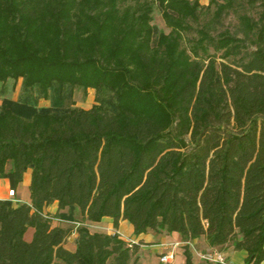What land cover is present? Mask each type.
Returning <instances> with one entry per match:
<instances>
[{
    "label": "trees",
    "instance_id": "16d2710c",
    "mask_svg": "<svg viewBox=\"0 0 264 264\" xmlns=\"http://www.w3.org/2000/svg\"><path fill=\"white\" fill-rule=\"evenodd\" d=\"M243 5L258 18L220 30ZM21 77L57 104L92 88L95 104L3 98L0 178L16 186L30 170L31 202L0 199V264H131L140 244L118 232L80 225L65 247L73 227L44 212L55 201L136 235L179 233L185 264L202 237L262 263L264 0H0V81Z\"/></svg>",
    "mask_w": 264,
    "mask_h": 264
},
{
    "label": "crops",
    "instance_id": "0c3cea01",
    "mask_svg": "<svg viewBox=\"0 0 264 264\" xmlns=\"http://www.w3.org/2000/svg\"><path fill=\"white\" fill-rule=\"evenodd\" d=\"M26 179L28 181V184L30 185V179H31L30 170L24 176V180ZM11 189H14L15 194L17 193V195H19V199L21 200L20 202H27V203L31 202L30 191H28L26 195L22 194V196H20V194L18 193L19 192L18 188L11 185V181L9 178H0V199L12 200V197L9 195V191ZM12 202L14 205L18 204L13 200ZM65 209L59 210L58 202L55 201L50 205L46 206L44 208V212L46 214H50L53 216V221H52L53 224L70 226L64 224L63 221L65 220L57 215V213L63 212L65 211ZM85 221L87 225L95 228L94 230H91L92 232L98 231L109 234H114L115 232H118L128 242L139 243L140 244L139 249L137 253L134 255L131 264H134L135 261H137V264H169L161 261V256L166 250L162 245V243H167L170 245V243L172 242H178V243H176L177 245L174 246L170 245L169 247L170 249H173L174 252L176 253L175 260L170 264L186 263L184 245L179 244L182 241V238L179 233L175 232L170 235H167L155 231H149L147 233H141L140 235H136L134 233V228L132 224L128 220L122 219L120 221L119 227L115 228L113 224V218L107 216L98 222H92L86 219ZM78 223L79 222H77V224ZM72 227H73V231L69 235L67 242L65 243V247H67L70 250H75L76 238L78 236V232L76 230V226H72ZM27 231L29 232V235L31 234L32 235L29 236V238H26L25 236V239L31 240L33 238L35 229L33 227H29ZM191 242L193 243L191 246V251L193 255L194 264H220L218 262H212L203 258L204 255L214 252L223 253L233 264H247L246 258L248 253L245 250H237L234 249L233 246H228V245L224 247H212L207 243L205 237L195 239ZM195 245H197V247H195ZM261 264H264V260L262 261Z\"/></svg>",
    "mask_w": 264,
    "mask_h": 264
},
{
    "label": "rangeland",
    "instance_id": "374dc122",
    "mask_svg": "<svg viewBox=\"0 0 264 264\" xmlns=\"http://www.w3.org/2000/svg\"><path fill=\"white\" fill-rule=\"evenodd\" d=\"M200 2L204 5H207L209 4L210 0H200ZM260 10H261V7L259 5H256L253 8L247 5L246 6L243 5L242 7L238 6L236 9L231 10L229 14L224 16V18L222 19V23L219 26V29L220 30L229 29L232 32H236L239 30V27H240L239 13L248 12L253 17L258 18ZM152 23L155 25L157 33L159 31L169 32L170 30L165 25V22L161 15V9L158 6H155V11L153 12V22ZM239 35L243 36L241 32ZM23 81H24L23 77L19 78L16 81L13 78H9L6 85H3V82L0 81V108H1L2 100L5 97L11 98L13 100H17L20 102H28V103L34 102L39 107H51V106L60 105L61 107L67 108L72 105H77L83 108H90L92 105L95 104V90L92 88H89L87 92H84V90L81 87H76L74 90H71L70 87H66L64 89L65 94H62V96L65 95L61 100L62 103L57 104L59 102V94L54 89L50 91L49 97H45L43 96L38 86L34 88H26L24 86ZM14 187L18 188V191H19L18 193L20 194V196H22V194L26 195L27 192L30 191L27 179L26 180L23 179L21 182L16 184V186ZM11 197H12V200H14V199L19 198V195H17L16 193L14 196H11ZM57 215L65 220L63 221V223L66 225H70V226L72 225L76 227L80 225H85L90 230L95 229L87 225L85 218L81 215L78 209L66 208L65 211L57 213ZM77 222L79 223L77 224ZM31 235H29L28 231L25 234L26 238H29V236ZM176 243L178 242H172L170 243V245L174 246L176 245ZM179 244L184 245L185 242L182 240ZM192 244L193 243L190 242V246H192ZM197 245H195V247H197ZM174 260H175V257L170 263H172ZM134 264H137V261H135Z\"/></svg>",
    "mask_w": 264,
    "mask_h": 264
},
{
    "label": "built area",
    "instance_id": "2783aa9c",
    "mask_svg": "<svg viewBox=\"0 0 264 264\" xmlns=\"http://www.w3.org/2000/svg\"><path fill=\"white\" fill-rule=\"evenodd\" d=\"M9 195L10 196H14L15 195V190L11 189L9 191ZM13 201L15 202H20L21 200L19 198L14 199ZM162 245L164 246V248L166 249L165 252L162 254L161 256V261L164 263H170L173 258L175 257V252L173 249H170V245L167 243H162ZM177 245V244H176ZM203 258L212 261V262H218L220 264H233L228 258L227 256H225L223 253L220 252H214V253H209L203 256Z\"/></svg>",
    "mask_w": 264,
    "mask_h": 264
}]
</instances>
